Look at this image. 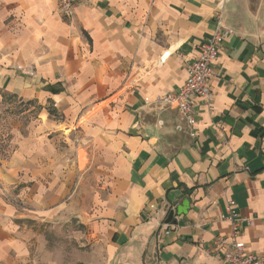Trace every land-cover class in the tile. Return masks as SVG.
I'll list each match as a JSON object with an SVG mask.
<instances>
[{"label": "crops", "instance_id": "1", "mask_svg": "<svg viewBox=\"0 0 264 264\" xmlns=\"http://www.w3.org/2000/svg\"><path fill=\"white\" fill-rule=\"evenodd\" d=\"M223 1L79 0L67 19L55 0H0V264H64L51 228L75 234L68 264H215L230 201L264 254V0L223 4L234 33L195 126L155 103Z\"/></svg>", "mask_w": 264, "mask_h": 264}, {"label": "built area", "instance_id": "2", "mask_svg": "<svg viewBox=\"0 0 264 264\" xmlns=\"http://www.w3.org/2000/svg\"><path fill=\"white\" fill-rule=\"evenodd\" d=\"M58 4V11L67 19L75 17L74 12L79 0H55ZM229 0H224L221 3L219 12L216 14V30L212 37L201 44L199 48L198 59L190 63L187 67V81L178 92L167 94L158 97L155 101L170 109H177L186 123L191 126L196 125L195 100H200L208 107L212 105L215 94L212 88V82L215 77V67L220 59V53L225 43V40L232 36L234 30L224 24L223 20V4ZM152 209H155L152 207ZM228 211L221 215V220L229 221L234 225V234L232 237L233 243L230 248L217 253L218 260L215 264H264V254L255 255L247 251V246L244 242L239 241V212L236 208V203L230 201L228 203ZM225 245L224 240L217 239V250H221Z\"/></svg>", "mask_w": 264, "mask_h": 264}, {"label": "rangeland", "instance_id": "3", "mask_svg": "<svg viewBox=\"0 0 264 264\" xmlns=\"http://www.w3.org/2000/svg\"><path fill=\"white\" fill-rule=\"evenodd\" d=\"M4 101L9 108L8 109L9 113H11L10 110H13L12 114L19 113L22 110L29 109L28 104L21 103V102L19 103L18 100L12 99L11 97L6 98ZM49 235H50L49 239L51 243L54 244L55 242V245L57 246V249L59 250L58 252L61 256L60 259L64 261V264H68L69 262H71L72 261L71 259L73 258L72 253L69 254L67 252H64L63 249L66 247L65 245L69 244V242L71 243V240H75L74 239L75 234L71 233L69 229H64L63 234H62L59 228H51L49 230ZM83 240H84L83 236L81 235L80 241L82 242ZM63 255L65 259L68 260L67 263L65 259L62 257ZM84 261L85 259L78 262L77 264H86L84 263Z\"/></svg>", "mask_w": 264, "mask_h": 264}, {"label": "water", "instance_id": "4", "mask_svg": "<svg viewBox=\"0 0 264 264\" xmlns=\"http://www.w3.org/2000/svg\"><path fill=\"white\" fill-rule=\"evenodd\" d=\"M184 206H186V204H183V207ZM178 211V215H183V214H187V211H181L180 209H178L177 210ZM174 216H175V213L174 212H172L170 215H169V217H168V223H170V222H172L173 221V219H174Z\"/></svg>", "mask_w": 264, "mask_h": 264}]
</instances>
